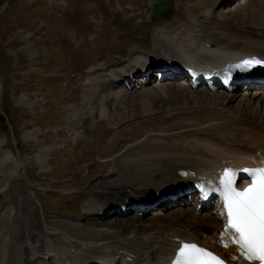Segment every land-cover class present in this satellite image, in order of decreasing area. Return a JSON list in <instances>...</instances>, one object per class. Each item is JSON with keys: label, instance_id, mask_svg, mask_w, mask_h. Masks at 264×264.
<instances>
[{"label": "rangeland", "instance_id": "1", "mask_svg": "<svg viewBox=\"0 0 264 264\" xmlns=\"http://www.w3.org/2000/svg\"><path fill=\"white\" fill-rule=\"evenodd\" d=\"M159 1L168 0H0V84L5 85L0 89V104L3 100V107L16 126L14 141L18 142L19 151L17 154L11 139L13 130L0 124V190L7 176L10 182L7 189L0 191V244L6 246L8 264H15V250L28 238L27 220L30 224L46 220L49 224L50 229L41 236L44 240L41 242H46L48 259L36 260L30 252L24 264H71L76 257L85 259L84 253L74 254L79 250L75 240L60 238L57 229L66 230L72 238L85 239L71 224L79 222L86 229L98 227L103 222L89 214L91 207L94 209L95 198L115 196L113 192L97 194L98 184L110 180L112 173L113 178L128 180L126 177L134 173L135 164H144L140 158L147 156H140L138 151L119 156L113 169L114 163L100 156L114 133L117 136L114 141L118 142L131 132L175 133L178 130H166L169 127L162 123L163 119L178 123L188 114H208L217 108L264 119V93L254 97L256 92L246 86L238 89V97L223 104L215 96L219 92L194 89L186 80L156 79L160 71L157 68L152 70V81L148 84L141 75L115 83L120 74L127 72L125 69L142 68L148 59L156 58V43L164 48V40L161 43L156 39L158 26L175 24L173 31H182L178 40L186 42L185 25L204 15L237 21L242 26H251L253 22L240 13L241 9H234L239 4L236 0H171L176 2V16L163 24L160 18L164 14L151 15V2ZM66 49H69L67 54ZM164 60L162 57L159 61ZM84 66L90 67L80 71ZM249 95V110H245L244 101ZM3 107L0 106V113H6ZM208 123L210 127H199L195 133L198 135L190 137L189 145L214 137L212 128L222 120L214 117ZM172 138L169 139L183 140L177 135ZM171 142L156 139L160 145L150 142L139 148H158L152 155L156 157L166 143L174 148L175 143ZM183 150L181 145L178 155L183 156ZM6 151L19 160L21 169L15 171L2 161L1 153ZM152 202L153 197L142 215L133 213L141 220L131 216L114 219L121 222L164 218L168 221L192 208L179 210L180 206L172 205L155 211L159 206H152ZM60 249L65 251L61 261L56 255Z\"/></svg>", "mask_w": 264, "mask_h": 264}, {"label": "bare ground", "instance_id": "2", "mask_svg": "<svg viewBox=\"0 0 264 264\" xmlns=\"http://www.w3.org/2000/svg\"><path fill=\"white\" fill-rule=\"evenodd\" d=\"M222 1L231 2L232 0ZM237 1L239 4L238 6L235 4L234 9H241L240 13L253 21L251 26H242L237 21L218 20L204 15L185 25L186 42L178 40L181 38L179 36L182 31H173L175 28H172L176 27L175 24L158 26L155 29L156 39L161 43L164 40V48L160 46L161 44L156 43V58L148 59L142 68L140 66V68L131 71L125 69L127 72L120 74L121 76L116 78L117 82L115 83L141 75V78H147L145 84H148L152 81V73L149 70L152 71L153 68L158 67L161 71H158L157 79H162L161 76L164 75L163 80L170 79L178 82L186 80V84L194 89L221 93L222 95L215 94V96L222 99L223 104L231 102L235 96L238 97V89L241 87L243 78L248 74L247 71L254 75L261 73L258 69L249 70L247 66L238 68L236 65L241 64L248 57L264 59V0ZM162 57L165 59L164 62L159 61L162 60ZM170 67H175L174 71L177 72L169 73ZM226 83L231 84V90L225 89ZM246 85L254 93L256 92L254 97L264 93L258 81L246 83ZM248 97L244 101L245 108L250 102V95ZM212 110L214 109L212 108ZM223 110L217 108V111H210L208 114L205 112V114L198 112L195 113L196 115L190 114V116L188 114L178 123L163 119L162 123L168 124L167 131L170 128L178 130L175 133L172 131L170 133L177 135L178 139H183L180 141L169 139L173 135H169V132L163 134L162 131L160 133L154 131L152 134H149L148 131L133 134L131 132L130 135L119 138V142L114 141L117 137L114 135L115 133L110 136V141L101 152L102 154L100 153V157L112 161L113 169H115L116 159L119 156H127V153L130 154L133 151H138L140 156L147 154L144 159L140 158L145 163L140 162L138 166L139 163L135 164L131 161L135 167L134 173L129 178L126 177L128 180L119 176L113 178L114 173H112L110 180L105 179L98 184L97 194L104 195L105 192H113L115 196L95 198L94 205H92L94 209H92L93 207H91L92 211L88 209L93 213H89L90 215L95 216L101 223L103 222L98 227L86 229L82 228L79 222L71 224L74 231L80 236H85V239L72 238L73 236H69L66 230L57 229L56 234L60 238L68 241L75 240L74 242L78 244L79 250L74 254L84 253L85 255V259L79 260L76 257L71 264H172L182 243H196L198 246L218 254L225 264H259L258 261L249 262L245 259L239 246L232 243V234L225 231L227 219L226 216L220 214L223 211L220 180L225 170L231 169L235 173V187L237 190H243L251 182V177L243 169L264 166V119L255 118L257 116L247 115L244 112L239 114ZM245 110H249V108ZM214 117L222 120L219 125L211 127L214 137L199 139L190 146L188 144L190 137L198 135L195 133L201 127L209 126L208 122ZM171 119L173 118L171 117ZM159 121L161 123L162 120ZM217 121L215 122L217 123ZM165 128L167 127L165 126ZM205 134L207 135V133ZM156 139L163 143L172 141L171 143H175H173L174 148L166 143L161 153L156 157L152 155L157 153L155 150L158 148H154L155 150L139 148L140 145L150 144V142L156 146L160 145L156 143ZM115 143L118 145L114 146ZM181 145L184 147L183 156L178 155ZM1 159L13 170L21 169L19 160L11 152H2ZM8 178L9 176L3 180L1 192L9 187ZM186 191L191 195L190 198H187L186 201L178 198ZM152 197L160 201L159 208L177 205L180 206L179 210L190 207L193 209L180 212L178 218H171H177L174 221L171 219L167 221L164 218L147 221L133 219V221L121 220L120 222L116 220V218L121 219L122 216L127 219L133 217L141 220V217L136 216L138 214L133 215V213L141 215L145 213L141 205L148 204ZM88 207L90 208L89 205ZM12 211L13 208L10 207V215H12ZM114 217L116 218L114 219ZM62 223L60 225L64 226ZM26 224L28 238L16 248L15 264H24L26 254L30 252L36 260L48 259L45 249L46 242L44 244L41 242L43 240L41 236H44L45 231L50 229L49 224L46 220L36 223L40 224L39 226H36L34 222L31 225L29 220L26 221ZM204 226H210L211 233L207 234L204 231L206 229ZM225 243L228 244V247L223 246ZM0 249L2 253L0 263L8 264L6 246L2 247L0 244ZM56 255L61 261L65 257V251L60 249L56 251Z\"/></svg>", "mask_w": 264, "mask_h": 264}, {"label": "snow or ice", "instance_id": "3", "mask_svg": "<svg viewBox=\"0 0 264 264\" xmlns=\"http://www.w3.org/2000/svg\"><path fill=\"white\" fill-rule=\"evenodd\" d=\"M264 64V60L246 59L236 67ZM251 177L247 188L237 190L235 173L226 169L220 180L223 197L220 213L226 216L225 231L233 236L232 243L239 246L249 262L264 264V166L243 169ZM223 246L228 247V244ZM172 264H225L218 254L196 243H182Z\"/></svg>", "mask_w": 264, "mask_h": 264}, {"label": "water", "instance_id": "4", "mask_svg": "<svg viewBox=\"0 0 264 264\" xmlns=\"http://www.w3.org/2000/svg\"><path fill=\"white\" fill-rule=\"evenodd\" d=\"M170 9V5L169 3H159V4H156L153 8V12L155 15H160L162 12L164 11H167ZM209 230V228H206Z\"/></svg>", "mask_w": 264, "mask_h": 264}, {"label": "trees", "instance_id": "5", "mask_svg": "<svg viewBox=\"0 0 264 264\" xmlns=\"http://www.w3.org/2000/svg\"><path fill=\"white\" fill-rule=\"evenodd\" d=\"M5 85L3 84V87H4ZM3 97V96H2ZM1 105H2V107H3V100L1 101ZM4 108V110H5V107H3ZM7 113H8V115H9V111H7V109L5 110ZM9 119H10V123L13 125V128H14V133L16 134V126H15V124H14V122H13V120H11V116H9ZM0 124L3 126V127H5V128H7L6 126H7V122H6V119L2 116V115H0Z\"/></svg>", "mask_w": 264, "mask_h": 264}]
</instances>
